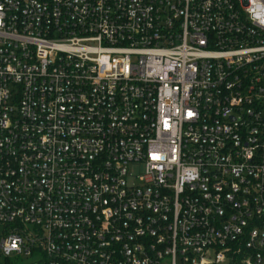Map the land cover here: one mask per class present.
Segmentation results:
<instances>
[{"label":"built area","instance_id":"1","mask_svg":"<svg viewBox=\"0 0 264 264\" xmlns=\"http://www.w3.org/2000/svg\"><path fill=\"white\" fill-rule=\"evenodd\" d=\"M12 256L264 264V0H0Z\"/></svg>","mask_w":264,"mask_h":264},{"label":"rangeland","instance_id":"2","mask_svg":"<svg viewBox=\"0 0 264 264\" xmlns=\"http://www.w3.org/2000/svg\"><path fill=\"white\" fill-rule=\"evenodd\" d=\"M131 172L133 173L134 176H139L143 173V168L142 167L133 168ZM0 263L1 264H35V260L34 258L26 259L23 258L22 256L21 257L12 256L8 261L0 259Z\"/></svg>","mask_w":264,"mask_h":264},{"label":"trees","instance_id":"3","mask_svg":"<svg viewBox=\"0 0 264 264\" xmlns=\"http://www.w3.org/2000/svg\"><path fill=\"white\" fill-rule=\"evenodd\" d=\"M1 264V263H0Z\"/></svg>","mask_w":264,"mask_h":264}]
</instances>
